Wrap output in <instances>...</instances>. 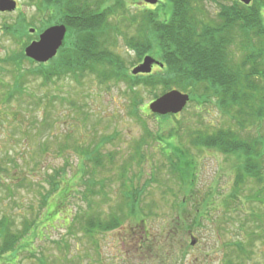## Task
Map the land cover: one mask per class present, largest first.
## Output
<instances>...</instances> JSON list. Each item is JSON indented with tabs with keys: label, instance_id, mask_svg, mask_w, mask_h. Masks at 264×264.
<instances>
[{
	"label": "rangeland",
	"instance_id": "1",
	"mask_svg": "<svg viewBox=\"0 0 264 264\" xmlns=\"http://www.w3.org/2000/svg\"><path fill=\"white\" fill-rule=\"evenodd\" d=\"M15 1L18 3L15 12L0 13V163L7 166L9 157L14 159L19 170L26 175L18 178H26V181L14 182V191L10 195L1 191L0 219L3 215L15 216L16 225L21 228L23 217L33 216V220L41 213V209H44L43 213L50 205H56L57 195L47 207H42L41 194L50 189L46 177L54 170L67 166L70 178L78 166L77 152L81 151L77 148L94 151L100 145L98 149L105 156L102 161L104 167L99 169L92 163H85L83 169L88 178L96 181L91 188L101 191L102 195L96 201L101 207L102 218L106 220L110 214L118 211V206L123 203L122 192L129 191L135 195V199H139L138 209L134 210L133 216L129 217V210L124 209L127 218L121 227L99 233L93 238L79 231L78 226L72 229L74 224L71 222L65 228L63 222L70 214L72 221L79 208L87 209V203L82 202L79 193L86 192V189L80 182L76 186L80 188L73 187V192L60 206V211L64 212L59 219L49 222L52 228L41 235L37 234L41 238L32 234L25 239L30 245L25 244L26 252L20 250L17 264H264L263 242H257L251 248L247 232L260 223L253 215L264 211L258 202L251 199L254 191L258 190L253 183L243 197L234 199L237 201L231 206L232 209L224 207L212 212V216H207L202 225L190 228L189 222L177 223L179 199H186L190 191L173 178L170 171L169 163L177 161L172 155L174 151L168 154L170 158L167 157V149L163 150L161 144L155 141L156 138H167L170 129L161 130V117L150 113L148 106L155 96L148 88L140 89L137 108L143 106L144 115L141 116L138 112H132L135 107L123 95L122 85L100 84L94 75L64 77L47 84L38 78L22 80L28 70L34 72L41 66L52 68L59 63V53L46 64L31 62L25 56V49L30 44L39 41L42 33L58 24L36 7L37 0L32 1L36 4L30 0ZM101 1L104 7L113 8L116 4V0H88L87 4L92 7L98 5L95 12L100 10ZM123 1L128 13H121V17L116 10L114 18L109 17L106 21L113 27V32L117 23L122 31L115 33L113 42L108 43V49L101 51H108V54L120 58L131 72L145 59L137 57L135 52L128 49L126 38L136 35L134 30L137 26L132 22L133 15L138 16L147 9L164 14L166 4L151 6L145 0ZM219 8L215 4H208L206 12L214 17ZM7 26L14 27L15 33L6 30ZM73 40L71 34H67L64 42L66 47ZM17 84L24 88V96L22 99L16 96L7 105L6 100L11 97L7 92L12 91L14 94ZM195 107L189 103L185 112L181 113V119L189 124L186 123L188 127L176 133L181 150L178 155L189 151L197 163L196 191L200 192L197 195L212 194L214 200L221 203L223 197H228L232 190L239 161L219 151L191 147V130L187 128L192 125L193 129L208 128L212 132L226 128L231 123L215 105H210L197 115ZM9 112H16L19 116L11 124H6L5 119L11 115ZM170 123L175 121L171 119ZM18 126L21 127L20 131ZM146 130L162 133L155 139L147 138L143 144ZM103 140L105 143L101 144ZM137 144H143L138 151ZM59 149L65 150L64 157L59 155ZM36 163L38 171L34 176H28L31 174V165ZM18 178L7 180L12 183L11 180ZM95 184L104 186L96 188ZM187 205L189 209L193 206L190 203ZM142 220L145 225L141 223ZM167 231L173 237L170 242L165 239ZM144 236L150 237V247L138 248L139 239ZM191 237L196 239L195 246H192ZM240 239L246 246V253L236 244ZM247 253L249 258L245 255Z\"/></svg>",
	"mask_w": 264,
	"mask_h": 264
},
{
	"label": "trees",
	"instance_id": "2",
	"mask_svg": "<svg viewBox=\"0 0 264 264\" xmlns=\"http://www.w3.org/2000/svg\"><path fill=\"white\" fill-rule=\"evenodd\" d=\"M163 1L160 3L166 4L164 14L158 10L147 9L140 12L138 16L133 15L132 22L137 26L134 30L136 35L126 38L129 51L135 52L139 58L153 57L163 67H158L157 71L154 70L155 72L149 75L134 77L120 58L108 54V51H101L108 49V43L113 42L115 33L122 31L117 27L119 26L117 23L113 32V27L108 22L106 24V21L109 17L114 18L116 10L121 17L128 13L123 0H116L113 8L104 7V2L101 1L100 10L95 12L94 9L98 5L92 7L87 4L88 0H37L36 7L53 20L52 22L66 26L68 34H71L74 40L71 45L66 47L64 44L60 49L57 65L52 68L41 66L34 72L28 70L22 80L38 78L47 84L64 77L94 75L100 84L122 85L123 95L135 107L132 112L134 114L138 112L141 116L144 115L143 106L140 105L137 108L141 88H148L150 93H154L155 100L171 91L189 94L190 103L196 105L194 111L196 115L202 114L210 105H215L220 114L227 117L231 123L228 127L212 132L208 128L193 129L192 125L187 129L191 130L192 137L189 141L191 147L219 151L239 161L235 169L232 190L228 197H223L221 203H217L212 194L197 195L200 193L196 191L197 163L191 158L189 151L182 152V156L178 155L181 150L176 133L188 127L185 125L188 122L181 119L185 111L177 116H160L161 130L170 129L167 138H156L162 133L160 131L153 133L146 130V138L142 140L144 144L147 138H156L155 141L161 144L163 150L167 149V157L170 151H174L172 155L177 161L169 163L170 171L173 178L190 191L188 200L187 197L179 199L177 223L186 221L192 228L193 225H202L203 221L207 220V216H212V212L216 210L220 211L224 207L232 209L231 206L237 201L234 199L243 197L251 183L258 188L251 199L264 208V0H253L249 6L238 0ZM208 4L220 6L219 12L214 17H210L206 12ZM8 29L12 31L11 33H15L14 27L7 26L6 30ZM125 30L127 33V27ZM18 85L17 88L14 87V94L11 93L12 91L7 92L11 94L10 99L6 100L7 105L11 104L16 96L23 98L24 88L21 84L19 87ZM158 91L161 94L157 93ZM8 116L5 119L6 124H11V121L19 114L12 112ZM171 119L175 123H170ZM18 130L20 131L21 127L18 126ZM103 143L105 140L101 142ZM143 144H137L136 151L140 150ZM99 147L96 146L94 151L76 149L82 153L77 152L78 166L70 178L67 166L47 175L46 181L50 189L41 194L42 207H47L51 199L57 195L56 205H50L43 213L44 209H41V213L33 220H31L33 216L23 217L21 228L16 225L15 216H2L0 219V264L18 263L20 250L26 252V246L30 245V242L26 243L25 239L32 234L41 238L37 234L41 235L52 228L49 222L59 219L64 212L60 211V206L73 192V187L77 188L80 182H83L82 186L86 189V192L79 193H81L82 202L87 203V209L79 208L72 221L71 214L65 217L63 221L65 228L71 222L74 224L72 229L78 226L79 231L94 238L99 233L110 232L121 227L127 218L125 208L129 210V217L134 215V210L139 206V199H135L133 193L124 191L122 192L123 203L118 206V211L110 214L106 220L102 218L101 207L96 201L97 197L102 195L101 191L91 188L96 181L88 178L86 170H83L85 163H92L99 169L104 167L102 161L105 156L98 149ZM64 151L59 149V155L64 157ZM9 160L10 163L7 166L0 163V193L3 190L8 195L14 191L12 187L14 182L26 181V178H18L26 176L25 172L19 170L14 159L9 157ZM12 166L13 173H11ZM30 171L31 174L28 176H34L38 171V164L31 165ZM17 173L20 174L16 175ZM14 177L18 179L11 180L12 183L8 181ZM98 186L104 185H94L96 188ZM188 203L193 205L191 209ZM210 207L214 208L209 209ZM253 218L260 223H257L255 229L247 231L251 248L257 242L264 244V211L259 215L254 214ZM141 223L145 225L143 220ZM172 238L169 234L165 236L168 242ZM151 242L150 237L144 236L139 239V247H150ZM236 244L242 252L246 253V246L241 239ZM245 255L248 257V253Z\"/></svg>",
	"mask_w": 264,
	"mask_h": 264
},
{
	"label": "water",
	"instance_id": "3",
	"mask_svg": "<svg viewBox=\"0 0 264 264\" xmlns=\"http://www.w3.org/2000/svg\"><path fill=\"white\" fill-rule=\"evenodd\" d=\"M246 6H249L253 0H239ZM147 4L157 5L159 0H145ZM18 3L15 0H0V13L15 12ZM34 31H32L33 33ZM67 34V28L63 25H58L47 29L39 37V41L33 42L25 49L26 58L39 63L46 64L54 59L58 51L63 46ZM156 64L163 67L154 58L148 56L143 63L133 69L132 74L149 75L152 72V66ZM190 102V96L180 91H171L149 105V110L152 114L159 116L178 115L183 112ZM192 246L196 245V239L191 238Z\"/></svg>",
	"mask_w": 264,
	"mask_h": 264
},
{
	"label": "flooded vegetation",
	"instance_id": "4",
	"mask_svg": "<svg viewBox=\"0 0 264 264\" xmlns=\"http://www.w3.org/2000/svg\"><path fill=\"white\" fill-rule=\"evenodd\" d=\"M158 68V66L157 65H154L153 66V71L155 70V69H157ZM140 245V244H139ZM139 245H138V247H139ZM139 248H141V247H139Z\"/></svg>",
	"mask_w": 264,
	"mask_h": 264
}]
</instances>
